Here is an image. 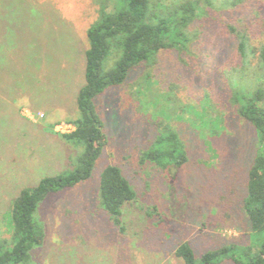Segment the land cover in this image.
<instances>
[{
	"label": "rangeland",
	"instance_id": "obj_1",
	"mask_svg": "<svg viewBox=\"0 0 264 264\" xmlns=\"http://www.w3.org/2000/svg\"><path fill=\"white\" fill-rule=\"evenodd\" d=\"M107 1L0 0L1 239L11 238L20 192L74 170L71 160L83 153L54 133V123L79 117L87 33ZM227 1L202 2L188 32L192 44L162 50L150 66L132 69L123 84L94 100L108 144L88 180L39 205L35 217L44 240L30 264H184L175 255L183 243L200 264L208 251L253 242L243 202L257 133L232 98L247 97L257 78L264 81L253 75L264 46V0ZM241 32L256 50L246 70ZM110 51L107 70L118 57L116 48ZM166 131L172 137L163 141ZM170 147L185 156L183 166L164 170L143 161L145 153ZM112 166L138 195L123 208L120 225L100 202L101 177Z\"/></svg>",
	"mask_w": 264,
	"mask_h": 264
},
{
	"label": "trees",
	"instance_id": "obj_2",
	"mask_svg": "<svg viewBox=\"0 0 264 264\" xmlns=\"http://www.w3.org/2000/svg\"><path fill=\"white\" fill-rule=\"evenodd\" d=\"M238 1L229 0L225 4L237 6ZM109 2L101 4L99 18L87 33L89 48L86 51L85 84L77 96L79 117L70 122L75 130L69 134L54 132L75 148L82 149L83 153H79L74 162L71 160L76 166L74 170L44 178L37 186L22 190L15 198L11 238H0V264H30L32 251L44 240L45 230L35 217L39 205L50 194L73 188L90 178L108 144L94 100L107 88L123 84L132 69L150 66L162 50L186 49L193 43L188 32L202 11V2L213 5L212 0H113L109 9ZM237 39L238 49L244 58L243 69L246 70L250 65L249 58L255 56L256 50L250 49L246 32L237 34ZM111 48H116L118 57L107 70L104 64ZM216 58L220 60V57ZM214 67L221 74V65L215 63ZM234 72L247 78L246 74ZM229 75L234 74L230 72ZM253 75H264V46ZM257 83L258 87L247 97L238 94L232 98L238 106V116L249 122L257 133L256 154L248 170L247 195L243 202L253 242L246 246L231 245L208 251L201 256L200 264H221L225 260L235 264H264V81L257 78ZM219 117L213 121L218 122ZM165 134L163 141L171 139L168 131ZM147 159L157 162L164 170L171 165L179 168L186 163L185 156L177 153L175 147H170L169 151L145 153L143 161ZM100 192L101 204L111 220L120 225L123 208L137 199L136 190L122 170L112 166L102 174ZM175 255L184 264H197L195 252L188 243L180 245Z\"/></svg>",
	"mask_w": 264,
	"mask_h": 264
},
{
	"label": "built area",
	"instance_id": "obj_3",
	"mask_svg": "<svg viewBox=\"0 0 264 264\" xmlns=\"http://www.w3.org/2000/svg\"><path fill=\"white\" fill-rule=\"evenodd\" d=\"M40 117H43V115L41 114ZM32 119H34V117H32ZM56 130L58 132L65 134V133L73 132L75 130V128L71 124H66V123L62 122V123L58 124V126L56 127Z\"/></svg>",
	"mask_w": 264,
	"mask_h": 264
},
{
	"label": "crops",
	"instance_id": "obj_4",
	"mask_svg": "<svg viewBox=\"0 0 264 264\" xmlns=\"http://www.w3.org/2000/svg\"><path fill=\"white\" fill-rule=\"evenodd\" d=\"M27 110H28V109H26L25 111H27ZM25 111L22 112V115H23V116H24V112H25ZM25 117L28 118V120L32 121V120L30 119L29 112H27V114L25 115ZM32 122H33V121H32ZM54 124H55V126H54V132H56L57 130H56L55 127H56V125H57L58 123H57V124L54 123ZM69 124H70V123H69ZM55 130H56V131H55Z\"/></svg>",
	"mask_w": 264,
	"mask_h": 264
}]
</instances>
